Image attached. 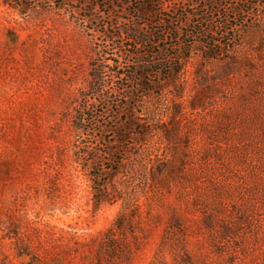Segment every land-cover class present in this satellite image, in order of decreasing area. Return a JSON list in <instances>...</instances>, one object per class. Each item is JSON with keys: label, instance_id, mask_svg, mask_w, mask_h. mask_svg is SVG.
Instances as JSON below:
<instances>
[{"label": "rangeland", "instance_id": "1", "mask_svg": "<svg viewBox=\"0 0 264 264\" xmlns=\"http://www.w3.org/2000/svg\"><path fill=\"white\" fill-rule=\"evenodd\" d=\"M143 1L0 0V264H264V0Z\"/></svg>", "mask_w": 264, "mask_h": 264}, {"label": "trees", "instance_id": "2", "mask_svg": "<svg viewBox=\"0 0 264 264\" xmlns=\"http://www.w3.org/2000/svg\"><path fill=\"white\" fill-rule=\"evenodd\" d=\"M220 3L224 2L225 4H230V2H227V1H223V0H220L219 1ZM223 4V3H222ZM233 6V5H232ZM241 8H238V7H235L234 6V11L236 12L237 10H240ZM137 10L139 12H141V15H140V18H144L145 15L149 14V13H152L153 10L150 8V0H145L141 3V5L137 8ZM243 10V9H242ZM197 14V13H196ZM235 14V13H234ZM198 15V14H197ZM228 16V15H227ZM226 19H228L226 17ZM169 20H174L173 17L170 18ZM167 21L168 23H170L171 21ZM152 22V21H150ZM167 22H165V26L164 27H156L154 30H151L148 32V34L140 31L139 29L137 28H127L126 31H127V34H128V37L132 40H134L136 42V44L138 45H143V44H150V43H158L160 42L159 40L161 38H163L162 36H164L165 32L169 33L171 27L168 26ZM210 48V47H209ZM175 53H173L172 55H170V57L172 56H176L174 55ZM152 61H147V63H151ZM136 72H138V74L140 75L141 77V80L143 78V72L142 71H139L140 70V67H137L136 69H134ZM140 86L142 85L143 86V83H139ZM92 88H97L95 87V85L92 87ZM85 119V116L82 115V120ZM117 133V132H116ZM119 135V133H117ZM121 136V135H120ZM108 170H112L111 167H108ZM104 171V169L102 170ZM107 173H103V172H95L94 175H93V181H94V184L96 185V199L97 200H100L99 198H101V189L99 188V184L102 179V177L104 175H106ZM98 181V183H97ZM98 184V185H97ZM122 227V219H121V216H117L116 220L114 221V225L112 226V229L109 230V233H108V237H107V241H106V245H108L109 248L113 247L115 245V240L113 238V236L115 235L114 232H117L118 230H120ZM175 235H180V224L178 221H176V219H173L172 222H171V225L169 226V229L168 231L166 232V236L164 238V242L162 245H164L166 243V239L167 238H170L171 240L174 238ZM159 256V255H158ZM158 256H156L155 260H154V263L157 262L158 260Z\"/></svg>", "mask_w": 264, "mask_h": 264}]
</instances>
